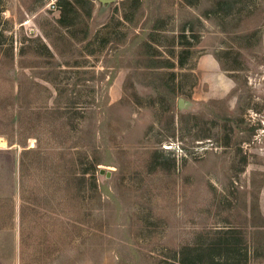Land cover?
Returning a JSON list of instances; mask_svg holds the SVG:
<instances>
[{
	"label": "rangeland",
	"instance_id": "obj_1",
	"mask_svg": "<svg viewBox=\"0 0 264 264\" xmlns=\"http://www.w3.org/2000/svg\"><path fill=\"white\" fill-rule=\"evenodd\" d=\"M0 138V264H264V0H0Z\"/></svg>",
	"mask_w": 264,
	"mask_h": 264
},
{
	"label": "crops",
	"instance_id": "obj_2",
	"mask_svg": "<svg viewBox=\"0 0 264 264\" xmlns=\"http://www.w3.org/2000/svg\"><path fill=\"white\" fill-rule=\"evenodd\" d=\"M22 179H23V174H22ZM20 183V182H19ZM19 190H21L18 188V194L16 195L17 192L14 191L13 195H12V200H14L16 206H15V214H14V222H15V229H17L18 231L21 230V226L22 224H24V219L26 217V215L23 213V208H24V202H25V197H23V194L21 195V193H19ZM23 190V188H22ZM23 192V191H22ZM263 208V206H262ZM259 223L264 226V211L263 209L261 210L260 208V212H259Z\"/></svg>",
	"mask_w": 264,
	"mask_h": 264
},
{
	"label": "water",
	"instance_id": "obj_3",
	"mask_svg": "<svg viewBox=\"0 0 264 264\" xmlns=\"http://www.w3.org/2000/svg\"><path fill=\"white\" fill-rule=\"evenodd\" d=\"M110 1H112V0H102L103 3H107V2H110ZM179 103H180L181 107H184V100L183 99H180ZM104 172H105L104 169H101V173H104ZM107 175L110 176L111 172L107 171Z\"/></svg>",
	"mask_w": 264,
	"mask_h": 264
},
{
	"label": "trees",
	"instance_id": "obj_4",
	"mask_svg": "<svg viewBox=\"0 0 264 264\" xmlns=\"http://www.w3.org/2000/svg\"><path fill=\"white\" fill-rule=\"evenodd\" d=\"M223 1H221V3H222ZM189 264H196V263H192V262H189Z\"/></svg>",
	"mask_w": 264,
	"mask_h": 264
},
{
	"label": "bare ground",
	"instance_id": "obj_5",
	"mask_svg": "<svg viewBox=\"0 0 264 264\" xmlns=\"http://www.w3.org/2000/svg\"><path fill=\"white\" fill-rule=\"evenodd\" d=\"M0 139H2L3 140V138H0ZM4 141V140H3Z\"/></svg>",
	"mask_w": 264,
	"mask_h": 264
},
{
	"label": "built area",
	"instance_id": "obj_6",
	"mask_svg": "<svg viewBox=\"0 0 264 264\" xmlns=\"http://www.w3.org/2000/svg\"><path fill=\"white\" fill-rule=\"evenodd\" d=\"M56 5L54 4V7H55Z\"/></svg>",
	"mask_w": 264,
	"mask_h": 264
}]
</instances>
